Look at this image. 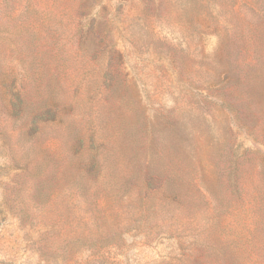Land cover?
Instances as JSON below:
<instances>
[{
  "label": "rangeland",
  "instance_id": "rangeland-1",
  "mask_svg": "<svg viewBox=\"0 0 264 264\" xmlns=\"http://www.w3.org/2000/svg\"><path fill=\"white\" fill-rule=\"evenodd\" d=\"M20 101L93 139L27 134ZM49 226L71 264H264V0H0V264H44Z\"/></svg>",
  "mask_w": 264,
  "mask_h": 264
},
{
  "label": "trees",
  "instance_id": "trees-1",
  "mask_svg": "<svg viewBox=\"0 0 264 264\" xmlns=\"http://www.w3.org/2000/svg\"><path fill=\"white\" fill-rule=\"evenodd\" d=\"M253 60H251L247 67L249 68V72L255 71L259 65L260 58L259 57H252ZM109 68V67H108ZM18 110V112L21 114V121L24 129L26 130L27 134L30 133H37L39 134L43 133L44 129L52 124H61L65 126L68 129H71V132L74 134L75 139L78 144H82L87 140L89 145V139H93L92 136L95 134L94 125L91 126V122L88 124V131L86 137L84 138L82 133L84 130L82 127V121L79 123H74V120L70 118L69 113L71 112V107L68 105L60 104L57 101L49 103L48 101L43 102L42 104H33L28 103L26 101H20L18 106H15ZM89 134V135H88ZM81 135V136H80ZM98 164L95 160L92 162H89L88 169L94 170V167ZM158 181V179H154V182ZM151 182L153 180H148L146 183V190L142 194L144 197L148 196L149 193H154L153 190H155V194L159 192V185L161 182H157L158 186L155 184V188L152 189ZM89 183L82 178H79L77 180H73L72 177H66V179L62 182V187L65 189L64 194L67 193V190L70 188H73L75 186H78L83 191V186L90 188V184L86 186V184ZM76 188V187H75ZM63 190V189H62ZM164 194L163 187L161 190ZM58 190L54 192L49 191V186H46L45 184L40 185L38 187V194L39 199L42 202H47L52 197L55 198V196H59V193H57ZM165 195V194H164ZM118 199L116 202H119L121 199L120 192L117 193ZM140 196L141 201L144 200V197ZM40 235L37 237H31L32 239V246L35 247V252L38 256V263H44L48 264L49 259H55L60 255V252L64 253V256H66V263L65 264H71V261L67 259V252L73 251L76 247L79 246L81 243V240L78 238L70 239L61 247H54L52 244V238L58 234V231L53 226L42 228V230L39 231ZM29 239V240H30ZM100 251L93 252L91 255L92 258L89 260H80L79 264H103V257L99 253Z\"/></svg>",
  "mask_w": 264,
  "mask_h": 264
}]
</instances>
